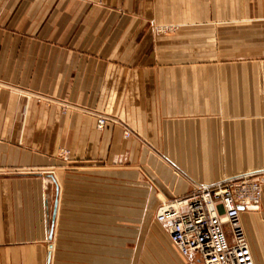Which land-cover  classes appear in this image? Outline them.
Listing matches in <instances>:
<instances>
[{"label": "crops", "instance_id": "0c3cea01", "mask_svg": "<svg viewBox=\"0 0 264 264\" xmlns=\"http://www.w3.org/2000/svg\"><path fill=\"white\" fill-rule=\"evenodd\" d=\"M0 83V264H192L161 204L264 170V0H0Z\"/></svg>", "mask_w": 264, "mask_h": 264}, {"label": "built area", "instance_id": "2783aa9c", "mask_svg": "<svg viewBox=\"0 0 264 264\" xmlns=\"http://www.w3.org/2000/svg\"><path fill=\"white\" fill-rule=\"evenodd\" d=\"M108 121L100 117L98 128L104 129ZM263 178L264 170H259L194 184L189 195L163 202L156 219L192 264H255L240 214L259 211Z\"/></svg>", "mask_w": 264, "mask_h": 264}, {"label": "rangeland", "instance_id": "374dc122", "mask_svg": "<svg viewBox=\"0 0 264 264\" xmlns=\"http://www.w3.org/2000/svg\"><path fill=\"white\" fill-rule=\"evenodd\" d=\"M4 88V87H3ZM38 102H43V103H45V104H47V105H52V104H58L60 107H61V109H62V111H63V113L64 114H67L68 112H69V110H73V109H79V107L78 106H74L73 104H71L70 102H67V101H65V100H56V99H49V98H45V97H43V98H41V97H37V98H35ZM82 110L84 111V112H86V113H89V114H91V115H93V116H95L96 117V119H97V121H98V119L100 118V117H105V118H107L109 121H108V124L107 125H109V124H120V121L117 119V118H115L114 116H111V115H107V114H101V113H97L96 111H93V110H90V109H88V108H85V109H83L82 108ZM97 125H98V123H97ZM106 125V126H107ZM100 130H103V129H100ZM126 132H128L129 134H130V136L127 138V139H130V138H134V137H136L137 136V134L134 132V131H132L130 128H128L127 126H126V130L124 131V136H125V133ZM126 138V137H125ZM70 154V151L69 150H64V151H62V155L63 156H68Z\"/></svg>", "mask_w": 264, "mask_h": 264}, {"label": "water", "instance_id": "95a60500", "mask_svg": "<svg viewBox=\"0 0 264 264\" xmlns=\"http://www.w3.org/2000/svg\"><path fill=\"white\" fill-rule=\"evenodd\" d=\"M50 234H51L50 238L52 239V235H53V227L52 226L50 228ZM50 256H51V254H50Z\"/></svg>", "mask_w": 264, "mask_h": 264}]
</instances>
